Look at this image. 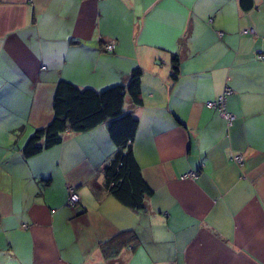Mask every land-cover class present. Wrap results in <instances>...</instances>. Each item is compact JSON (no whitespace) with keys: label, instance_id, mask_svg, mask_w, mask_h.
<instances>
[{"label":"crops","instance_id":"obj_1","mask_svg":"<svg viewBox=\"0 0 264 264\" xmlns=\"http://www.w3.org/2000/svg\"><path fill=\"white\" fill-rule=\"evenodd\" d=\"M254 3L0 0V264H264V0ZM135 67L142 103L125 108L152 190L139 211L104 185L116 150L105 124L22 154L51 120L60 79L102 90ZM221 95L230 123L206 105ZM123 230L134 240L104 254Z\"/></svg>","mask_w":264,"mask_h":264},{"label":"trees","instance_id":"obj_2","mask_svg":"<svg viewBox=\"0 0 264 264\" xmlns=\"http://www.w3.org/2000/svg\"><path fill=\"white\" fill-rule=\"evenodd\" d=\"M242 10L255 7L254 0H238ZM173 77H177L178 58H173ZM140 67L133 68L127 82L102 90L79 88L60 79L52 100V118L45 126L36 128L22 148L24 157L62 142L66 131L84 132L105 124L116 150L103 167L104 185L120 203L139 211L145 208V199L152 190L144 180L141 168L132 150L137 118L125 108L126 97L131 103H142ZM132 230H123L99 244L101 251L112 255L134 240Z\"/></svg>","mask_w":264,"mask_h":264},{"label":"built area","instance_id":"obj_3","mask_svg":"<svg viewBox=\"0 0 264 264\" xmlns=\"http://www.w3.org/2000/svg\"><path fill=\"white\" fill-rule=\"evenodd\" d=\"M219 35H221V33H219ZM114 42L113 41H108L107 43H104L103 48L107 51H112L114 49ZM256 56L258 58H260L262 55L259 54L258 52L256 53ZM226 91V89H225ZM223 100H224V96L221 95L217 100L215 101H208L206 103V105L208 107H218L220 110V114L225 118V120L230 123L233 118L234 115L231 113H228L227 111H225V109L223 108ZM232 159H234L236 162H241V156H233ZM196 175V172L194 171H189L187 173H185L183 176L184 177H194ZM79 197L78 195L73 191V189H69V193H68V200L67 203L69 205H74L77 201H78Z\"/></svg>","mask_w":264,"mask_h":264},{"label":"rangeland","instance_id":"obj_4","mask_svg":"<svg viewBox=\"0 0 264 264\" xmlns=\"http://www.w3.org/2000/svg\"><path fill=\"white\" fill-rule=\"evenodd\" d=\"M108 42V41H107ZM107 42H105V43H107Z\"/></svg>","mask_w":264,"mask_h":264}]
</instances>
